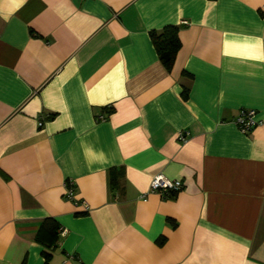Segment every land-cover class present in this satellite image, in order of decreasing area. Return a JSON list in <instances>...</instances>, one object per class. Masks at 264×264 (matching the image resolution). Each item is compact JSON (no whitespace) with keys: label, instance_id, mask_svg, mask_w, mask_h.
<instances>
[{"label":"crops","instance_id":"crops-1","mask_svg":"<svg viewBox=\"0 0 264 264\" xmlns=\"http://www.w3.org/2000/svg\"><path fill=\"white\" fill-rule=\"evenodd\" d=\"M262 6L0 0V264H264Z\"/></svg>","mask_w":264,"mask_h":264},{"label":"built area","instance_id":"built-area-1","mask_svg":"<svg viewBox=\"0 0 264 264\" xmlns=\"http://www.w3.org/2000/svg\"><path fill=\"white\" fill-rule=\"evenodd\" d=\"M264 10V6L261 7ZM96 120H102V117L99 116ZM233 124L237 127L239 132L247 133L255 125L256 121L254 120V111L253 110H239L233 119ZM40 125V123H39ZM38 125V126H39ZM179 142H184L186 135L182 132L177 134L176 138ZM65 188V198H71V184L64 183ZM181 189V183L175 180H169L162 176L161 174H156L152 176L148 186V192L158 195L160 198H165L172 193L178 192Z\"/></svg>","mask_w":264,"mask_h":264},{"label":"trees","instance_id":"trees-1","mask_svg":"<svg viewBox=\"0 0 264 264\" xmlns=\"http://www.w3.org/2000/svg\"><path fill=\"white\" fill-rule=\"evenodd\" d=\"M176 30L177 29L174 26H166L159 32L149 33V38L155 48L157 58L166 70L171 67L175 53L179 46ZM114 178L115 176L112 175V172L109 173L111 185L114 184ZM40 228L53 235L56 226L51 219L45 218L42 220ZM43 255L45 258L48 257L47 253H44Z\"/></svg>","mask_w":264,"mask_h":264}]
</instances>
